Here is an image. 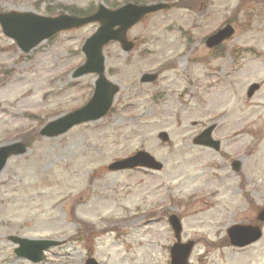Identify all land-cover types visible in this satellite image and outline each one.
I'll return each instance as SVG.
<instances>
[{
	"label": "rangeland",
	"instance_id": "rangeland-1",
	"mask_svg": "<svg viewBox=\"0 0 264 264\" xmlns=\"http://www.w3.org/2000/svg\"><path fill=\"white\" fill-rule=\"evenodd\" d=\"M171 4L127 33L129 53L103 49L105 75L119 87L99 121L42 138L47 123L83 106L95 75L74 79L83 43L97 24L62 32L23 54L0 29V146L38 137L0 173V264H31L8 237L64 241L39 264H169L175 242L168 217L192 241L189 264H264L262 237L229 246L235 224H258L264 207V0H0V13L89 16L99 4ZM225 24L233 36L210 52L205 37ZM166 69L142 85L140 75ZM260 89L246 97L250 85ZM210 125L219 152L192 145ZM169 136L167 143L159 132ZM144 150L163 169L112 172L107 166ZM237 161L239 170H232ZM87 229V230H85ZM85 233L84 234L82 233Z\"/></svg>",
	"mask_w": 264,
	"mask_h": 264
},
{
	"label": "water",
	"instance_id": "water-1",
	"mask_svg": "<svg viewBox=\"0 0 264 264\" xmlns=\"http://www.w3.org/2000/svg\"><path fill=\"white\" fill-rule=\"evenodd\" d=\"M170 6L164 3L151 5L127 4L116 10H109L102 4L97 11L88 17H73L60 15L55 18L38 16L32 13H1L0 27L2 33L13 40L23 53H29L43 41L64 31L81 28L87 24L97 23L99 27L96 32L86 39L82 46L85 56L84 63L77 68L72 76L80 78L93 74L96 76L94 91L90 100L80 109L47 123L39 131L43 138H56L64 135L75 126L102 119L110 110L115 95L119 88L107 81L105 72V58L103 48L109 43H118L123 52H129L133 43L126 39L127 31L136 25L144 16L168 9ZM230 26L217 31L206 40V47L213 48L220 45L233 35ZM155 80L154 75L145 74L141 77L142 83H151ZM259 90V85L252 84L247 92V98H251ZM215 126L208 127L199 136L194 138L193 144L219 150V142L211 137ZM158 139L162 142L168 141L166 133H160ZM27 152V147L22 142L11 143L0 146V173L4 170L7 162L12 157L22 156ZM233 170L238 171L237 162L232 164ZM135 168H146L153 171H160L162 165L148 153L140 151L132 157L110 164L109 171H121ZM257 221L264 223V208L257 216ZM169 225L177 240L170 249V264H188V258L193 249V242L181 244V224L176 216H170ZM229 243L235 248H244L257 242L262 232L258 226L234 225L227 231ZM9 242L16 245L14 254L32 264H38L43 260L44 252L51 248L60 246L62 243L52 240H28L18 237H8ZM85 264H98L94 259H88Z\"/></svg>",
	"mask_w": 264,
	"mask_h": 264
},
{
	"label": "flooded vegetation",
	"instance_id": "flooded-vegetation-1",
	"mask_svg": "<svg viewBox=\"0 0 264 264\" xmlns=\"http://www.w3.org/2000/svg\"><path fill=\"white\" fill-rule=\"evenodd\" d=\"M185 1V9L186 10H189V11H191L190 9H191V7L192 8H195L196 7V5H198V4H200L201 3V1L200 0H184ZM190 8V9H189ZM128 39V38H127ZM129 41H131L132 43H133V45H134V47H133V50H134V48L136 47V45H137V43H138V39L137 38H133V39H128ZM205 41H206V38L203 40V42H204V44H205ZM220 47H216V48H213V49H211V51L210 52H213V51H218V49H219ZM166 66H171V65H163V66H161V69H157L155 72H152V74L155 76V80L153 81V83L154 82H156V81H158V79H159V77H160V75L162 74V72L164 71V69H166ZM144 74V73H143ZM143 74H141L140 75V78H139V83L140 84H142V85H145V84H148V83H142L140 80H141V76L143 75ZM151 74V75H152ZM151 84V83H150Z\"/></svg>",
	"mask_w": 264,
	"mask_h": 264
},
{
	"label": "trees",
	"instance_id": "trees-1",
	"mask_svg": "<svg viewBox=\"0 0 264 264\" xmlns=\"http://www.w3.org/2000/svg\"><path fill=\"white\" fill-rule=\"evenodd\" d=\"M92 12H94V10H92ZM37 137H38L37 134H35L34 137H30V138H25V137H23V138H22V141H23L27 146H29L30 144H32V141L35 140ZM85 230H87V229H85Z\"/></svg>",
	"mask_w": 264,
	"mask_h": 264
}]
</instances>
